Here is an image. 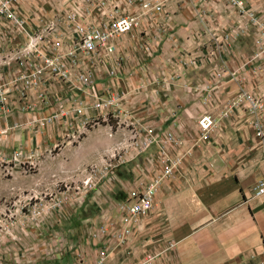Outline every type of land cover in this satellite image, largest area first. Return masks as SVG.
<instances>
[{
	"label": "crops",
	"instance_id": "obj_1",
	"mask_svg": "<svg viewBox=\"0 0 264 264\" xmlns=\"http://www.w3.org/2000/svg\"><path fill=\"white\" fill-rule=\"evenodd\" d=\"M148 1L159 2V12L142 14L140 0H118L119 13H139V22L118 36L117 75L95 80L101 97L118 92L107 118L123 116L130 137L118 140L102 161L105 140L101 134L88 140L96 129L82 134L87 139L79 143L92 150L94 165L125 164L138 156L140 162L132 160L130 166L132 176L143 181L136 191L160 175L168 159H179L168 177L159 178L147 215L139 216L125 242L118 243V258L126 256L130 243L144 239L149 252L163 246L180 259L187 255L194 264H264V193L254 192L264 178V108L253 116L242 97L249 93L264 101V59L258 62L259 70L252 69L249 60L254 36L264 24V0ZM5 24L0 18V25ZM142 31L145 61L135 51L136 35ZM27 98L38 103L33 96ZM88 98L84 96L85 104ZM38 106L0 117L1 143L23 146L10 139L13 130L22 127L10 125L49 110ZM202 113L214 119L205 139L196 123ZM69 120L47 123L39 135L41 146L60 140L52 163L67 167L55 173L58 178L75 176L73 165L85 160L72 157L69 133L77 119ZM192 163L217 168L197 173L201 182L187 188L184 180L192 172L174 175L181 165ZM131 192L134 186L118 182V195Z\"/></svg>",
	"mask_w": 264,
	"mask_h": 264
},
{
	"label": "rangeland",
	"instance_id": "obj_2",
	"mask_svg": "<svg viewBox=\"0 0 264 264\" xmlns=\"http://www.w3.org/2000/svg\"><path fill=\"white\" fill-rule=\"evenodd\" d=\"M115 1L118 4V0ZM85 5L84 0L7 1L8 10L23 19L26 27H32L38 20L55 12L68 9L82 11ZM1 18H4L6 24L0 25V56L4 53L2 49L10 38L9 32L14 30L9 19ZM142 34L143 31L136 35L138 48L136 47L135 51L136 57L140 56L145 61L147 46L146 37ZM238 39L241 40V37ZM245 40L248 41V37ZM124 44L125 41L122 45ZM115 49L118 53V37ZM15 113H17L15 110L11 112ZM30 117L22 122L14 121L10 125V128L22 127L15 128L10 139L23 146L12 147L9 144L6 146L0 140V264H72L78 258L82 259L83 263L91 261L95 264L96 251L107 239L106 234H98V228L101 224L115 225L117 221L115 203L126 197V194L118 195V182L128 183L134 186L136 191L143 181L136 179L137 175L132 176L130 170L132 160L140 162L137 156L125 164L113 166L112 172L100 178L95 186L89 188L88 185H83L81 179L88 166L95 163V160L92 150L79 143L87 139L81 138L82 134L96 129L88 140L101 134L100 139L106 143L103 156L99 160L102 161L108 157V149L118 143V140L129 139V123L123 116L118 118L110 116L83 130L77 139L69 137L71 139L69 142L73 144L72 157L85 160L73 165L72 173L75 176L64 174L58 178L55 173L66 172L67 167L65 164L52 163L61 146L60 140L48 141L41 146L42 140L39 135L42 128L27 124L26 121ZM105 122H108L109 126L104 125ZM12 150L17 151L20 156L15 161H12L9 155ZM144 154L146 153H142ZM215 168L216 165L210 163L181 165L175 170L174 176L177 177L184 171L192 172V175L186 176L187 179L184 180L189 188L201 182L202 177L196 176L197 173L212 169L214 171ZM141 174L140 172L139 175ZM64 183L68 186H63ZM157 199L161 202L162 195L160 194ZM146 215L147 213L141 215V218ZM126 238L120 242L107 241L110 253L105 264H139L144 261L146 253H152L142 239L130 243L129 246H132L129 247L126 256L118 258V243L125 242ZM152 254L150 260L141 264H194V260H187V255L184 254L180 259L173 249H165L163 246Z\"/></svg>",
	"mask_w": 264,
	"mask_h": 264
},
{
	"label": "built area",
	"instance_id": "obj_3",
	"mask_svg": "<svg viewBox=\"0 0 264 264\" xmlns=\"http://www.w3.org/2000/svg\"><path fill=\"white\" fill-rule=\"evenodd\" d=\"M7 1L0 0V18L9 19L14 30L9 32L10 38L0 56V116L11 114L14 110L39 108L38 105L47 107V113L31 116L26 123L43 128L53 121L69 123L70 118L77 119V125L69 133L73 140L99 120H106L109 108L117 103L119 94L107 91L101 97L96 94L95 80L104 75H117L119 57L115 49L116 38L138 24L139 13H119L115 0H84L86 5L82 11L68 9L55 12L38 20L32 27H26L23 19L8 10ZM160 7V3L155 1L140 0L139 3L142 14L157 13ZM263 59L264 24L253 39L249 56L251 68L262 69L258 62ZM28 96L35 97L38 105ZM84 96L89 97L87 104L84 103ZM242 97L247 101L253 116H256V111L264 108V101L259 95L243 93ZM213 122L209 113L197 117L201 138H206ZM256 125L259 126V123L256 122ZM149 141H146L147 144ZM9 155L12 161L20 157L15 150ZM178 160L177 157L168 159L160 175L152 177L141 190L118 200L115 203V225L101 224L98 234H106L108 240L123 241L130 234L137 218L149 210L159 178L168 177ZM115 165L117 163L113 162L90 164L81 183L89 188L95 186L100 178L112 172ZM63 186L68 185L64 183ZM254 192L264 193V178L256 182ZM103 243L96 251L95 264H105L109 256L107 240ZM171 245L169 242L168 246ZM152 257V253H146L141 263ZM72 264L85 263L78 258Z\"/></svg>",
	"mask_w": 264,
	"mask_h": 264
}]
</instances>
